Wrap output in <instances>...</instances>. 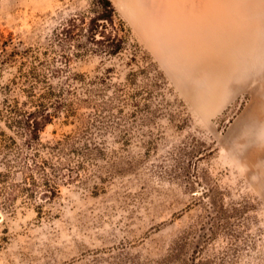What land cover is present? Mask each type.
I'll list each match as a JSON object with an SVG mask.
<instances>
[{
    "label": "rangeland",
    "instance_id": "374dc122",
    "mask_svg": "<svg viewBox=\"0 0 264 264\" xmlns=\"http://www.w3.org/2000/svg\"><path fill=\"white\" fill-rule=\"evenodd\" d=\"M110 1L122 47L71 59L77 118L41 130L46 184L11 177L0 264H264V0ZM92 4L0 0V100Z\"/></svg>",
    "mask_w": 264,
    "mask_h": 264
},
{
    "label": "trees",
    "instance_id": "16d2710c",
    "mask_svg": "<svg viewBox=\"0 0 264 264\" xmlns=\"http://www.w3.org/2000/svg\"><path fill=\"white\" fill-rule=\"evenodd\" d=\"M90 12L75 14L53 29L49 41L57 48L55 56L42 64L43 72H39L38 67L28 71L26 76L32 84L22 90V99L8 96L11 83L4 86L0 100V122L3 124L0 129L2 208L14 200L9 189H15L17 184L10 181L11 177L19 175L22 182L33 185L38 177L46 184L50 174L46 168L55 170L48 159L40 157V151L54 152L58 147L44 145L40 133L60 115L66 117L65 121L77 118L68 88L72 82H83L84 77L71 72V59L91 54L112 55L122 47V36L114 28L116 14L111 1L93 0ZM51 79L56 81L55 85ZM6 130L11 134L7 135ZM4 136L8 141L3 142Z\"/></svg>",
    "mask_w": 264,
    "mask_h": 264
},
{
    "label": "bare ground",
    "instance_id": "6f19581e",
    "mask_svg": "<svg viewBox=\"0 0 264 264\" xmlns=\"http://www.w3.org/2000/svg\"><path fill=\"white\" fill-rule=\"evenodd\" d=\"M221 40L224 42L223 39H221ZM174 42H175V41H174ZM176 43H177V42H176ZM179 43H180V42H179ZM172 45H173V44H172ZM172 47H173V46H172ZM166 48H167V47H166ZM173 49H175V48L173 47ZM173 49H172V50H173ZM219 49H220L219 51H220L221 54H225V55L227 56V47H222V46H220ZM161 50H162V49H161ZM169 51H170V50H169ZM169 51H168V52H169ZM173 51H174V50H173ZM219 51H218V52H219ZM161 52H162V51H161ZM161 52H160V53H161ZM165 52L168 53L167 50H166ZM174 52H175V51H174ZM174 52H173V55H174ZM164 54H165V53H164ZM170 54H171V56H172V53H170ZM162 55H163V52H162ZM166 55H167V54H166ZM166 55H165V56H166ZM167 56H168V55H167ZM177 57H178V56H177ZM166 58L168 59V57H166ZM166 58H165V59H166ZM171 58H172V57H171ZM172 60H174V58L171 59L170 62H172ZM174 61H175V60H174ZM178 61H179V60H178ZM178 61H175V62H177V64H178Z\"/></svg>",
    "mask_w": 264,
    "mask_h": 264
}]
</instances>
